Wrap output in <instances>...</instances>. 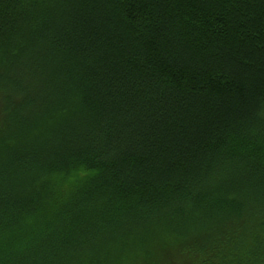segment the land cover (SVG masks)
<instances>
[{
	"label": "trees",
	"instance_id": "1",
	"mask_svg": "<svg viewBox=\"0 0 264 264\" xmlns=\"http://www.w3.org/2000/svg\"><path fill=\"white\" fill-rule=\"evenodd\" d=\"M0 264H264V0H0Z\"/></svg>",
	"mask_w": 264,
	"mask_h": 264
}]
</instances>
